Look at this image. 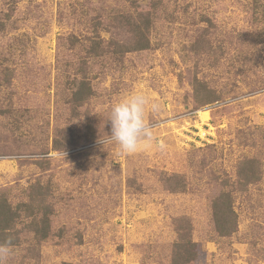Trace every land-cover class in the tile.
Segmentation results:
<instances>
[{
  "label": "rangeland",
  "instance_id": "1",
  "mask_svg": "<svg viewBox=\"0 0 264 264\" xmlns=\"http://www.w3.org/2000/svg\"><path fill=\"white\" fill-rule=\"evenodd\" d=\"M139 5L148 48L127 53L135 39L113 19L129 0H0V197L50 219L41 239L21 218L7 264H170L183 223L194 264H264V0ZM82 79L92 95L75 108ZM136 91L161 111L152 146L122 155L99 138ZM226 192L237 226L217 237Z\"/></svg>",
  "mask_w": 264,
  "mask_h": 264
},
{
  "label": "trees",
  "instance_id": "2",
  "mask_svg": "<svg viewBox=\"0 0 264 264\" xmlns=\"http://www.w3.org/2000/svg\"><path fill=\"white\" fill-rule=\"evenodd\" d=\"M133 9L130 13L122 16V19L115 17L113 20L120 22L127 26V33L134 37V45L128 46L127 53L133 50H142L148 48L146 33L149 28L150 22V12H144L145 10L139 5V0H129ZM133 13H136L137 19L134 23L129 21V18ZM1 20L0 18V32L7 28V21L9 17ZM126 19L127 22H124ZM144 39V42H143ZM92 45L91 50L96 49ZM8 79L4 77V82L0 83V89L3 83H7ZM76 89L73 91L74 107L78 108L83 105L92 95V89L90 82L82 79L78 83L75 82ZM56 146V144H55ZM256 161L249 158L241 163L240 173L241 179L243 181V186L247 184H254L258 179V170L255 166ZM257 164V163H256ZM249 178H255V180L249 181ZM14 202V203H13ZM48 210V207H46ZM213 209V222L214 229L217 232V237L227 236L236 230V221L233 215V209L230 202V193H223L219 198H214L212 201ZM21 218L27 219L29 224L32 226L34 234L41 238H47L50 229V219L48 211H44L40 215L39 211L28 205L27 202L16 203L12 200V203L8 202L5 197H0V243H5L10 241L11 243L15 240L17 233V223L22 222ZM177 238L173 242L171 250L170 264H185L193 263L194 252L196 250V244L191 241L189 225L187 223L178 224L176 229ZM18 241V240H17ZM192 254V259L190 255ZM66 264V263H64Z\"/></svg>",
  "mask_w": 264,
  "mask_h": 264
},
{
  "label": "clouds",
  "instance_id": "3",
  "mask_svg": "<svg viewBox=\"0 0 264 264\" xmlns=\"http://www.w3.org/2000/svg\"><path fill=\"white\" fill-rule=\"evenodd\" d=\"M161 111L158 101L142 91L132 92L111 105L107 121H110L111 132L99 143L115 145L122 155H134L152 146L153 131L147 122L149 114L156 115ZM11 242L0 243V264H7L13 255Z\"/></svg>",
  "mask_w": 264,
  "mask_h": 264
}]
</instances>
